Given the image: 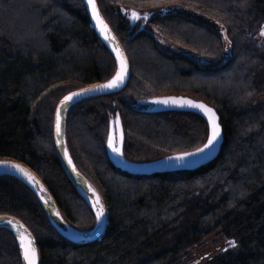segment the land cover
Listing matches in <instances>:
<instances>
[{"label": "trees", "instance_id": "obj_1", "mask_svg": "<svg viewBox=\"0 0 264 264\" xmlns=\"http://www.w3.org/2000/svg\"><path fill=\"white\" fill-rule=\"evenodd\" d=\"M96 3L125 52L129 79L116 92L71 105L65 139L76 168L106 206L104 232L83 244L67 240L34 193L8 175H0V214L16 216L32 232L40 264H264V0ZM157 32L215 63L163 50ZM115 68L83 0H0V157L31 167L64 219L79 229H90L94 214L57 155L55 107L69 91L103 81ZM168 94L214 108L223 135L216 156L193 169L152 173L115 165L107 138L116 115L122 154L131 162L206 141L201 115L145 109L147 98ZM0 264H24L5 227Z\"/></svg>", "mask_w": 264, "mask_h": 264}, {"label": "water", "instance_id": "obj_2", "mask_svg": "<svg viewBox=\"0 0 264 264\" xmlns=\"http://www.w3.org/2000/svg\"><path fill=\"white\" fill-rule=\"evenodd\" d=\"M83 2L87 9V12L90 17L94 31L97 34L98 38L102 41V43L107 47V49L112 54L115 60V63H116V68H115L114 73L109 78L103 81H95V82L85 84L80 88L69 91L68 93H66L64 96L60 98V100L58 101L55 107V112H54V143H55L57 155L60 159V162L68 178L75 185L77 191L84 198L85 202L87 203V205L90 207V209L92 210L94 214L93 226L90 229H79L75 227L74 225L70 224L61 215L52 194L50 193L46 185L43 183L39 175L31 167H29L23 161L15 159L13 157H0V175H8V176L17 178L19 181L25 184L34 193V195L40 202L41 206L43 207L45 213L47 214L50 223L60 233V235H62L67 240H70L72 242L79 243V244L89 242L91 240L99 238L102 235L107 225V222H108V213H107L106 206L104 202L102 201L97 189L76 168L71 158L68 147L66 145V139H65L66 113L69 107L79 100L101 95V94L116 92L122 89L127 83L129 79V73H130L129 62L125 55V52L122 49L121 45L119 44L113 31L111 30L109 24L105 21V19L100 14L97 3H96V8L98 10L99 16L101 17V19L107 25V28H108V32H107L108 39H105V33L101 32L100 26L96 23V20L92 15L91 7L87 4L86 0H83ZM117 49L119 50V53H120L119 56L117 55ZM121 61H123L124 63L125 71H124L123 82L120 83L118 87L113 88V89H104L98 92L88 93L86 95L76 97L73 100L68 101L66 103H63V104L61 103L66 96H68L69 94L73 92H78L80 89L90 88V87L98 86L101 84H105L108 81H110L116 75V73L121 70ZM166 98H186V99H190L196 102H201L213 110L214 108L210 106L209 104H207L206 102H204L203 100L194 99L185 94L158 95V96H154L151 98H147L146 100L143 101V103L146 104L145 109L149 111L187 110V111H192V112H195L201 115L205 119L207 126H208V136L206 138V141L201 146L193 150H190V151L178 152V153L170 154L167 156H163L157 159L144 161V162H131V161L126 160L122 154L123 133H122V126L120 123L121 127L117 129V131H119L118 132L119 137H118V145L116 146L120 148V152L119 153L115 152L113 150V147H110V146L108 149L110 159L115 165L121 167L122 169L135 172V173H152L156 171H167V170H175V169H193L209 161L210 159L216 156V154L219 151L220 144L223 138L222 129L219 123L217 112L214 110L216 117H217V123L220 128V135L217 141L214 143V145L211 148L206 149L203 153H196V149L203 148L204 144L207 143L208 137L210 135L211 127L208 122V118L206 114L202 110L192 108L189 106H179V105H175L171 103L164 104V103L156 102V101H162ZM58 111L60 112V132L59 134L57 133V129H56V120H57ZM115 118L116 117H114V119ZM183 153H196V154L190 157H185L184 160H181V161H178L175 159V157ZM14 165H19L20 168L24 169L27 173H29L34 178V182L29 181L23 172L19 171V169H17L16 167H13ZM97 197H99V204H97ZM101 206L103 208V215L100 217L99 220H97V212L100 210ZM57 213H59V215H57ZM9 220L13 221V224L9 225L7 223ZM19 226H22V227H19ZM0 227H5L11 230L16 240L17 248H18V251L20 253V256L24 264H27V262L24 259L23 250L21 248L20 233L23 232L27 238H30L33 241V246L36 249V264H40V253H39V248L35 242V238L32 232L27 228V226L21 220H19L16 216H13L10 214H5V213L0 214Z\"/></svg>", "mask_w": 264, "mask_h": 264}, {"label": "snow or ice", "instance_id": "obj_3", "mask_svg": "<svg viewBox=\"0 0 264 264\" xmlns=\"http://www.w3.org/2000/svg\"><path fill=\"white\" fill-rule=\"evenodd\" d=\"M87 4L91 7L92 9V15L96 20V23L100 26L101 32L105 33V39H108L107 32L108 28L107 25L103 22L101 17L99 16L98 10L96 8V0H86ZM139 17L133 13V19H138ZM117 55L119 56V50L117 49ZM124 71H125V66L123 61H121V70L116 73V75L107 83L101 84L98 86L90 87V88H84L80 89L78 92H73L66 96L64 100L61 102L66 103L68 101L73 100L76 97L86 95L88 93H93V92H98L104 89H113L116 88L120 85V83L123 82L124 79ZM157 103H164V104H175L179 106H189L192 108H196L199 110H202L207 118L208 122L211 127L210 135L208 137L207 143L204 144L203 148H198L196 149V153H203L206 149L211 148L214 143L217 141L219 135H220V128L217 123V117L213 109L209 108L207 105L201 103V102H196L190 99L186 98H166L162 101H156ZM118 122V121H117ZM56 129L57 133L59 134L60 132V112H57V120H56ZM114 134L109 135V146L113 147V150L117 153L120 152V148L114 147ZM196 153H183L177 157H175L176 160L181 161L184 160L185 157H190L195 155ZM71 162V161H69ZM13 167H16L19 169V171L23 172L24 175L28 178L29 181L34 182V178L27 173L24 169L20 168L19 165H14ZM97 204H99V197H97ZM59 215V213H57ZM103 215V208L102 206L100 207V210L97 212V220L100 219V217ZM9 225L13 224V221L9 220L7 222ZM22 227V226H19ZM20 240H21V248L23 250V256L27 264H36V249L33 246V241L30 238H27L23 232L20 233ZM229 244L231 246H235V241H230Z\"/></svg>", "mask_w": 264, "mask_h": 264}, {"label": "rangeland", "instance_id": "obj_4", "mask_svg": "<svg viewBox=\"0 0 264 264\" xmlns=\"http://www.w3.org/2000/svg\"><path fill=\"white\" fill-rule=\"evenodd\" d=\"M187 13L194 14L190 11H188ZM203 19H207V18L203 17ZM157 39H158L162 49L169 52V53L186 55V56L196 60L199 64H203V65H205V64L209 65V64L215 63L212 60L205 59L201 55L197 54L195 51H193L188 46L180 44V43L174 41L173 39L165 37L164 35H162L158 32H157ZM220 59H222V58H220ZM260 98L264 99V93L262 94V96ZM115 117H116L115 119H114V117H111L109 120V133H108V138H107V151L108 152H109L108 140H109L110 134H114V137H115L114 146L116 147L118 145V137H119L118 132L119 131H117V129L120 128L121 126H120L119 115H116ZM108 155H109V153H108ZM109 157H110V155H109Z\"/></svg>", "mask_w": 264, "mask_h": 264}, {"label": "flooded vegetation", "instance_id": "obj_5", "mask_svg": "<svg viewBox=\"0 0 264 264\" xmlns=\"http://www.w3.org/2000/svg\"><path fill=\"white\" fill-rule=\"evenodd\" d=\"M262 33H264V28L262 29ZM179 55H181V54H179ZM193 59V58H192ZM196 61V60H195Z\"/></svg>", "mask_w": 264, "mask_h": 264}]
</instances>
